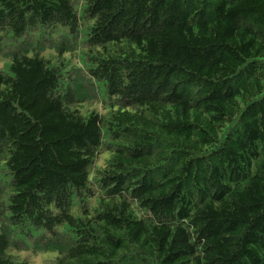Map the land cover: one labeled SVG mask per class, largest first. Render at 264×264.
<instances>
[{
  "label": "trees",
  "instance_id": "obj_1",
  "mask_svg": "<svg viewBox=\"0 0 264 264\" xmlns=\"http://www.w3.org/2000/svg\"><path fill=\"white\" fill-rule=\"evenodd\" d=\"M0 60V264H264V0H0Z\"/></svg>",
  "mask_w": 264,
  "mask_h": 264
},
{
  "label": "rangeland",
  "instance_id": "obj_2",
  "mask_svg": "<svg viewBox=\"0 0 264 264\" xmlns=\"http://www.w3.org/2000/svg\"><path fill=\"white\" fill-rule=\"evenodd\" d=\"M4 67H5V63L0 60V69H3ZM55 256H56L55 252H40L37 254H31L30 264H49L47 260H50Z\"/></svg>",
  "mask_w": 264,
  "mask_h": 264
}]
</instances>
